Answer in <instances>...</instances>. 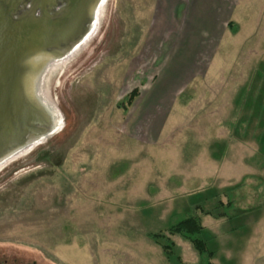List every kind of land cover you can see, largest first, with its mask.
I'll list each match as a JSON object with an SVG mask.
<instances>
[{
	"label": "rangeland",
	"instance_id": "rangeland-1",
	"mask_svg": "<svg viewBox=\"0 0 264 264\" xmlns=\"http://www.w3.org/2000/svg\"><path fill=\"white\" fill-rule=\"evenodd\" d=\"M155 2L103 0L85 39L42 76L57 125L0 162V259L174 264L147 234H167L177 214L200 203L212 211L192 209L212 264L256 263L264 247V0L239 11L237 33L164 100L159 83L167 67L177 70L168 44L155 42ZM218 201L232 202L226 216L216 217ZM170 237L183 262H199L189 242Z\"/></svg>",
	"mask_w": 264,
	"mask_h": 264
},
{
	"label": "water",
	"instance_id": "water-1",
	"mask_svg": "<svg viewBox=\"0 0 264 264\" xmlns=\"http://www.w3.org/2000/svg\"><path fill=\"white\" fill-rule=\"evenodd\" d=\"M27 2L29 7H23ZM92 2L0 0V119L11 117L18 121L17 132L12 131L8 138L0 137V162L27 146L31 140L56 129L49 127L51 116L47 106L50 103L35 101L26 84L27 76L36 66V61L50 55L40 60L41 63L45 61L43 76L53 61L60 60L84 38L89 30L86 12ZM36 115L42 127L38 129L39 134L33 136L30 134L37 123ZM22 137L25 140L18 151L14 149L3 155L5 149Z\"/></svg>",
	"mask_w": 264,
	"mask_h": 264
},
{
	"label": "crops",
	"instance_id": "crops-1",
	"mask_svg": "<svg viewBox=\"0 0 264 264\" xmlns=\"http://www.w3.org/2000/svg\"><path fill=\"white\" fill-rule=\"evenodd\" d=\"M251 2L252 0H156L155 8L159 15L155 16L153 28L155 42L168 44L167 60H171L174 63L173 68L178 71L169 66L161 83L160 77L159 87L162 93L165 92L161 100L181 84L186 76L198 74V69L202 67L204 61L205 63L210 61L215 47L221 44L228 32L237 33L236 17L239 11L244 10V7L247 9L246 5ZM229 23L232 25L229 26ZM175 76L180 78L174 79ZM157 92L151 97L154 100ZM153 105L156 104L153 102L147 107ZM260 250L257 252L255 264H264L262 258L264 247ZM245 260H249V255Z\"/></svg>",
	"mask_w": 264,
	"mask_h": 264
},
{
	"label": "trees",
	"instance_id": "trees-1",
	"mask_svg": "<svg viewBox=\"0 0 264 264\" xmlns=\"http://www.w3.org/2000/svg\"><path fill=\"white\" fill-rule=\"evenodd\" d=\"M229 26L232 23L228 24ZM138 96V91L133 89L128 97L127 103L130 105L132 101ZM219 207L223 208V211L217 213L216 217L226 216V209L232 206V202L228 201L225 206L218 201ZM192 209L194 211L198 210L205 215H211V210H204L200 203L193 205ZM190 209L181 214H177L175 220L170 223L166 229L167 234L163 232L158 233H148V237L158 245L167 262H172L174 264H187L182 261L181 257L175 253V243L170 236H179L183 240L189 242V244L194 248L200 257V260L196 264H212L211 260L213 258V251L209 250L207 247V238L204 233V227L201 224V220L194 211Z\"/></svg>",
	"mask_w": 264,
	"mask_h": 264
},
{
	"label": "bare ground",
	"instance_id": "bare-ground-1",
	"mask_svg": "<svg viewBox=\"0 0 264 264\" xmlns=\"http://www.w3.org/2000/svg\"><path fill=\"white\" fill-rule=\"evenodd\" d=\"M102 2H103V0H93V2L91 3V5L89 6V9L86 12L87 13V23H88V28L89 29H90L91 26H93V25L96 24V21H97V13L99 11V7H100V5H101ZM39 22L40 21H38V23ZM72 52H74V50ZM49 56H47V57H41L40 60L42 61L44 58L47 59ZM40 60L39 61H36V66L33 67V69L31 70V72H29V74L27 76L26 84L30 88L31 92L33 93V95H34V97L36 99L35 100L36 102H40V103L42 102V104H45L46 103V105H48L47 101L43 99V96L40 93V80H41L42 73H43V66L45 65V61L41 63ZM50 107H49V109H50ZM52 113H54V112H52ZM36 117H37L36 118L37 120H35V122H37L36 123V126L33 125L34 130L30 134V135H33V136H37L39 134V130L38 129L40 127H42L41 126V123H40V120L38 119V116L37 115H36ZM54 120L53 121L50 120L49 127H56L57 124H56V121H54ZM17 126H18V121L16 119H11V117H4V118L0 119V137L2 135L4 138L5 137L8 138V136L11 135V132L12 131H15V132L18 131V127ZM29 126L32 127V124H30ZM30 127H27V128L29 129ZM24 140H25V137H22L21 139L18 140L17 143L11 144L7 149L4 150L3 155H5L8 151H12L14 149H16V151H18V149L20 148V146L23 144ZM39 141H40V138H39Z\"/></svg>",
	"mask_w": 264,
	"mask_h": 264
},
{
	"label": "flooded vegetation",
	"instance_id": "flooded-vegetation-1",
	"mask_svg": "<svg viewBox=\"0 0 264 264\" xmlns=\"http://www.w3.org/2000/svg\"><path fill=\"white\" fill-rule=\"evenodd\" d=\"M0 264H38L36 261L18 260V259H0Z\"/></svg>",
	"mask_w": 264,
	"mask_h": 264
}]
</instances>
